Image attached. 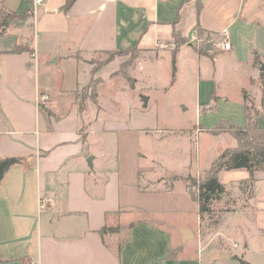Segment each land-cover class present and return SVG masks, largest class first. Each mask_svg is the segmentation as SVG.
I'll return each instance as SVG.
<instances>
[{"label":"crops","instance_id":"1","mask_svg":"<svg viewBox=\"0 0 264 264\" xmlns=\"http://www.w3.org/2000/svg\"><path fill=\"white\" fill-rule=\"evenodd\" d=\"M65 1L35 10L33 0L0 1V23L28 10L0 29V158H21L0 181V264H264V169L219 172L226 187H246L245 207H224L203 240L184 178L202 174L219 150L185 171L154 144L165 132L218 136L225 132L209 129L220 120L249 128L252 103L264 121V0H75L63 10ZM208 33L230 49L202 44ZM132 48L130 82L119 69L132 52L92 71L99 54ZM168 59L193 76L181 100L195 111L190 129L162 124L144 88L156 78L146 66ZM118 75L128 85L116 90ZM91 78L96 96L80 106ZM108 134L115 155L103 147ZM184 213L193 221L177 219Z\"/></svg>","mask_w":264,"mask_h":264},{"label":"rangeland","instance_id":"2","mask_svg":"<svg viewBox=\"0 0 264 264\" xmlns=\"http://www.w3.org/2000/svg\"><path fill=\"white\" fill-rule=\"evenodd\" d=\"M13 22L16 21H12L8 25ZM1 28L2 24L0 25V29ZM207 35H209V37L205 38L204 40H201L202 44L206 43V45H209L211 43L214 44L216 42L218 43L219 41H222L221 36H216L209 33ZM106 57L107 54H99V56H97V58L95 59L94 67L98 65L99 61H102ZM152 68L150 69V67L146 66V70H150L149 73H151V75L153 74L154 78L156 76L155 81L153 80L152 82V78L150 76L148 77V80L146 77V84L144 85V88L145 91L149 93L156 106L159 108L160 113L162 115V124L169 127H187L190 129V124L194 123L195 120V111L193 105L188 100V103H182L181 100H183L182 97H185V90L186 93L191 92L192 85L194 84L193 76L187 74L184 71V67L182 64H180L177 68H174L172 62H170L169 59L155 63V67L153 69ZM136 74L139 75V72H136ZM118 76L120 82H115L114 88L116 90L117 88H121L120 83L128 85L125 79H123L120 75ZM93 82H98V79L91 78L89 84H92ZM85 89L86 90H84V92L78 93L79 97H81V95H90V87ZM103 92L104 94L100 93L99 91V100L101 99L103 102H105L111 95L109 96L110 91L108 93L106 89H104ZM182 105L185 106L187 109L183 110ZM247 112L249 113L250 119L249 128H247L249 135L254 137L255 140L259 139V136L264 132V121L259 118V114H262V109H258L257 105L252 103L250 106H248ZM114 113L116 114V112H113V114ZM163 135L164 136L161 141H159L158 143H154L156 145L155 148L157 150V154L162 156V158L164 159L175 161V166L185 171H188L189 164L191 163V161L193 163L192 169H195V167H198L199 169L200 166L203 167L205 166V164H207L208 159L213 157L214 152L217 153V151L219 150L217 153L218 155L224 149L223 147H232L236 145L235 138L227 132L218 136H213L204 133L201 135L197 134V136H191L190 131L183 134H170L165 132L163 133ZM116 145V137L114 135H103V147L106 146V148L108 149L106 153L115 155L117 153ZM144 153L147 155L148 158L152 157L153 155H151L147 151H145ZM142 161L146 162L147 160L143 159ZM185 164H187V166ZM193 178H198V176ZM239 187L241 189L231 188L230 186L226 187V195H224L223 200L217 202L215 205L217 214L218 210L224 209V207H245L244 196H242L243 188L245 186H243L241 182ZM220 215L223 216L224 212L221 213L220 211ZM175 219L176 218L173 217V220H171L176 221ZM177 219H184L192 222L193 214L184 213L183 216H178ZM207 222V218H204V221L200 227L202 236L201 238L203 240H209L211 238V234L215 230L214 227L208 228L206 226ZM256 225L258 224L256 223ZM224 242L226 244L231 243L229 240H225Z\"/></svg>","mask_w":264,"mask_h":264},{"label":"trees","instance_id":"3","mask_svg":"<svg viewBox=\"0 0 264 264\" xmlns=\"http://www.w3.org/2000/svg\"><path fill=\"white\" fill-rule=\"evenodd\" d=\"M75 0H66L63 6V10H67L74 3ZM27 9L18 14L14 11H8L5 14L1 15V24L8 25L12 21L24 20L28 16ZM174 36H177L176 31H174ZM209 37V35H207ZM22 46H17L15 50L21 49ZM134 48L129 50L121 51H106L107 57L102 61L98 62V65L92 68V71H96L101 67L105 62H109L116 55H127L132 54L130 57L121 64L119 72H121L124 77L130 82L131 77L126 73V65L129 64L132 59L135 57ZM174 62V57L173 60ZM96 84L86 85L81 93L86 90L85 88L90 87V95H81L80 106L83 103V100L87 97L94 99L96 96ZM261 89L262 97L264 99V79H261ZM209 132L212 134H218L221 132H227L233 136L236 140V145L232 147H225L210 163L208 168L198 176V178H193L191 176H186L184 180L187 182V188L189 190L191 198L197 203L198 214L201 225L204 221V218H207V227L211 228L216 226L220 220V211H227L228 209L217 210L215 204L220 201L224 195H226V187L219 180L218 174L223 170H232V169H247L250 174L257 169H264V132L259 136V139H256L249 135L248 129L246 127H238L233 124H230L227 121L220 120L219 123L212 129H209ZM21 158L19 157H4L0 158V181L6 172V170L13 164L19 163ZM204 226V225H203ZM115 231L113 228H102L103 231ZM242 264H249L247 261L238 258Z\"/></svg>","mask_w":264,"mask_h":264},{"label":"built area","instance_id":"4","mask_svg":"<svg viewBox=\"0 0 264 264\" xmlns=\"http://www.w3.org/2000/svg\"><path fill=\"white\" fill-rule=\"evenodd\" d=\"M44 0H33V10H35L37 5H40L43 3ZM194 41L197 40V37L193 38ZM214 45L219 46L220 48L224 49V50H228L231 47V43L227 38H222V41H219L218 43H214ZM48 97L47 95H39L38 97V102L41 104L46 103Z\"/></svg>","mask_w":264,"mask_h":264},{"label":"water","instance_id":"5","mask_svg":"<svg viewBox=\"0 0 264 264\" xmlns=\"http://www.w3.org/2000/svg\"><path fill=\"white\" fill-rule=\"evenodd\" d=\"M263 68V67H262Z\"/></svg>","mask_w":264,"mask_h":264}]
</instances>
